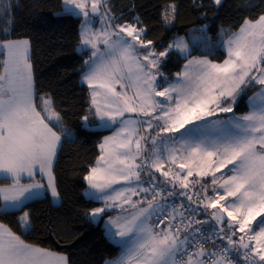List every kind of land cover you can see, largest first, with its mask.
I'll return each mask as SVG.
<instances>
[{
    "label": "snow or ice",
    "instance_id": "6c2138e0",
    "mask_svg": "<svg viewBox=\"0 0 264 264\" xmlns=\"http://www.w3.org/2000/svg\"><path fill=\"white\" fill-rule=\"evenodd\" d=\"M64 5L84 17L88 111L95 109L97 127L116 128L84 176L90 198L103 205L87 213L93 222L119 210L105 222V235L120 252L105 264H241V256L243 264H264V13L245 18L237 32L221 29L226 57L215 62L189 59L179 37L157 52L140 17L117 23L124 17L114 16L107 0ZM212 5L219 9L223 0ZM17 7L0 0V33L14 30ZM177 13L178 5H165L162 24L172 25ZM95 16L100 30L90 27ZM203 42L210 45L211 38L204 35ZM29 46L26 39L0 40V179L11 181L0 185V213L21 211L25 230L32 224L31 210H24L29 201L47 192L60 198L54 162L69 136L52 96L40 95L37 103ZM174 50L186 63L170 77L163 66ZM249 86L260 91L237 116ZM81 120L87 128L89 117ZM24 176L31 182L22 183ZM0 264L69 261L0 223Z\"/></svg>",
    "mask_w": 264,
    "mask_h": 264
},
{
    "label": "trees",
    "instance_id": "16d2710c",
    "mask_svg": "<svg viewBox=\"0 0 264 264\" xmlns=\"http://www.w3.org/2000/svg\"><path fill=\"white\" fill-rule=\"evenodd\" d=\"M11 3L18 5L14 30L7 35L0 33V40L30 42L37 103L40 95H51L66 129L75 132V139L65 138L54 162L59 204H54L49 194L29 201L24 209L32 213L28 230L18 224L21 211L0 213V223L11 228L25 243L65 255L69 264H105L119 255L120 248L106 237L101 222L96 224L88 217L87 213L101 203L85 196L84 176L100 155L98 145L112 130L89 129L81 120L87 115L89 124L97 122L95 110L88 111V87L81 82L89 52L78 51L80 17L63 13L64 0H11ZM108 3L115 16L124 17L119 20L122 23L139 16L148 29L145 39L152 40L157 50L166 47L175 36H186L190 30L198 31L205 26L206 33L212 36L220 27L237 31L245 18L254 20L264 13V0H223L219 9L212 5V0H108ZM171 3L178 5V13L173 25L167 27L161 22V14L165 5ZM199 4L204 7H196ZM192 55L222 62L226 52L194 51ZM185 62L174 50L165 63V74L173 76ZM258 88L251 86L244 92L235 108L236 114L248 112L247 101ZM7 183L11 181L0 179V185Z\"/></svg>",
    "mask_w": 264,
    "mask_h": 264
},
{
    "label": "rangeland",
    "instance_id": "374dc122",
    "mask_svg": "<svg viewBox=\"0 0 264 264\" xmlns=\"http://www.w3.org/2000/svg\"><path fill=\"white\" fill-rule=\"evenodd\" d=\"M107 4H108V7H109V3H108V0H107ZM171 4H173V3H171ZM64 7H65V5L63 6V13H67V14H70V13H68V12H65L64 11ZM70 7H72V6H70ZM89 7H90V5H89ZM104 12V9L103 8H101V13H103ZM111 13L114 15V13L112 12V10H111ZM73 15V14H72ZM74 16H76V15H74ZM115 16V15H114ZM80 17V20H81V23H82V21L84 20V17L82 16V15H80L79 16ZM92 19V23L90 24V27L93 29V30H100L101 29V27H102V23H101V18H100V16H96V17H92L91 18ZM117 23H122V22H120L119 20L118 21H116ZM173 25V24H172ZM172 25H166L167 27H171ZM80 29H81V24H80ZM221 29H223V30H225L228 34H231V33H233V32H237V31H232L229 27H220V29H219V31H218V33L215 35V36H212V35H210V34H207L206 32L205 33H201V31H195V30H190L189 32H188V34L186 35V36H175L174 38H177V37H179V38H183V40L185 41V43L189 46V49L191 50V54L195 51V52H207V53H210V54H214V53H216L217 52V50L218 49H222L223 51H225L222 47H221V44H220V41H221ZM204 35H207L208 37H210L211 38V44L210 45H205V43L203 42V36ZM173 38V39H174ZM173 39L171 40V41H173ZM223 39H227V36H224L223 37ZM21 40H25V39H21ZM27 40V39H26ZM100 48H101V50H103L104 49V45L101 43L100 44ZM156 49V48H155ZM163 50V49H162ZM78 51L79 52H81V53H83V52H85V51H88L89 52V57L91 56V49L90 48H88V49H85V48H83V47H80V44L78 45ZM156 51L157 52H159V51H161V50H157L156 49ZM178 52V51H177ZM226 52V51H225ZM29 53H30V48H29ZM191 57H201V56H199V55H192V56H190L189 57V59L191 58ZM209 58V57H208ZM210 59V58H209ZM186 63V62H185ZM184 63V64H185ZM164 67H165V64H164V66H163V72L165 73V71H164ZM183 68V67H182ZM182 70V69H181ZM83 75V74H82ZM166 75V74H165ZM83 84H85V83H83ZM86 86H87V84H85ZM88 87V86H87ZM249 87H251V86H249ZM248 87V88H249ZM247 88V89H248ZM247 89H245V91H247ZM88 90H89V88H88ZM260 91V87L250 96V97H253L255 94H257L258 92ZM89 94H90V91H89ZM248 101H249V99H248ZM248 101H247V103H248ZM249 107V106H248ZM95 110V109H94ZM250 110V109H249ZM248 110V111H249ZM247 113V112H246ZM246 113H244V114H246ZM236 114V113H235ZM244 114H236L237 116H242V115H244ZM98 119V118H97ZM88 123V122H87ZM87 128H89V129H103V130H105V129H111L112 130V132L110 133V134H108V135H106V136H111L115 131H116V128H101V127H97L96 126V124H89L88 123V127ZM68 131V134H69V136H68V138H70V139H75V132L74 131H70V130H67ZM105 136V137H106ZM103 141V140H102ZM96 165V164H95ZM23 178H28L27 176H24ZM22 182V181H21ZM87 182V181H86ZM22 183H24V182H22ZM28 183H30V181L28 182ZM25 184H27V183H25ZM46 184V183H45ZM88 185V184H87ZM91 191H93V190H91V189H89V186H87V189H86V191H85V196L86 197H88V198H90V195H89V193L91 192ZM48 194L50 195V197H51V193L50 192H48ZM44 195H46V194H44ZM44 195H42V196H44ZM41 196V197H42ZM149 198H151V197H149ZM51 199H52V202L54 203V204H59V202H60V200L58 199V200H54L52 197H51ZM98 202H100V201H98ZM101 204H100V206H98V207H102L103 205H102V202H100ZM97 208V207H96ZM118 211L119 210H109L108 211V213L107 214H105V215H103V217L102 218H98L97 219V221H95V223L97 224V223H99V222H101L100 221V219H102L103 220V218L105 219V222L110 218V217H115L117 214H118ZM105 227H106V224H105ZM257 231L259 230V228H257L256 229Z\"/></svg>",
    "mask_w": 264,
    "mask_h": 264
},
{
    "label": "crops",
    "instance_id": "0c3cea01",
    "mask_svg": "<svg viewBox=\"0 0 264 264\" xmlns=\"http://www.w3.org/2000/svg\"><path fill=\"white\" fill-rule=\"evenodd\" d=\"M95 164H96V162H95ZM95 164H94V166H95ZM157 175H159V174H157ZM36 179L37 180H39V179H41V177H40V175H39V173L37 172V175H36ZM30 180L28 179V178H23L22 179V182H24V183H28ZM31 182V181H30ZM44 183H46V181H44ZM88 186V185H87ZM87 189V188H86ZM86 191V190H85ZM46 194H48V192L46 193ZM100 221H101V223H102V225H103V227H104V229L106 228L105 227V219L103 218V220L102 219H100ZM51 252V251H50ZM52 253H54V252H52ZM56 254H59V253H56ZM60 255H63V254H60ZM65 256V255H64ZM117 257V256H116ZM115 258V257H114ZM111 259H113V258H111ZM111 259H108V260H111Z\"/></svg>",
    "mask_w": 264,
    "mask_h": 264
},
{
    "label": "built area",
    "instance_id": "2783aa9c",
    "mask_svg": "<svg viewBox=\"0 0 264 264\" xmlns=\"http://www.w3.org/2000/svg\"><path fill=\"white\" fill-rule=\"evenodd\" d=\"M161 187H164V186L161 185ZM179 203H180V200L177 199L176 200V204H179ZM195 219L205 220V219H208V217H206V216H197V217H195ZM210 232H211V228L208 229V233H210ZM208 233H206V234H208ZM206 247H208L210 249L211 248V245L209 244ZM240 261H241V264H243V258H242V256L240 257Z\"/></svg>",
    "mask_w": 264,
    "mask_h": 264
},
{
    "label": "water",
    "instance_id": "95a60500",
    "mask_svg": "<svg viewBox=\"0 0 264 264\" xmlns=\"http://www.w3.org/2000/svg\"><path fill=\"white\" fill-rule=\"evenodd\" d=\"M96 17V16H95Z\"/></svg>",
    "mask_w": 264,
    "mask_h": 264
}]
</instances>
